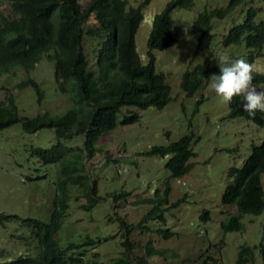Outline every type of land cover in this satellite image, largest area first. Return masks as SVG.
<instances>
[{"label":"rangeland","instance_id":"1","mask_svg":"<svg viewBox=\"0 0 264 264\" xmlns=\"http://www.w3.org/2000/svg\"><path fill=\"white\" fill-rule=\"evenodd\" d=\"M87 1L80 0L82 4ZM141 1L128 0V3L138 5ZM167 1L151 0L143 8V19L135 34L136 49L143 62L148 59L146 41L152 19ZM228 1L194 0L188 8L173 9L176 42L165 49H154L156 70L165 72L171 100L161 108L122 106L116 126L99 136V149L93 157L84 158L83 173L90 180H96L98 200L93 206L84 207L90 196L79 184L69 186L68 208L55 236L61 247L90 237L94 242L79 248L85 252L82 257L96 259L98 264H112L114 258L124 256V240L128 239L129 256L134 261L145 257L148 264H236L238 250L247 244L256 245L253 260L247 264H263L260 249L264 247V210L260 214L245 213L241 218L243 228L228 231L225 242L220 241V222L229 213L238 212L235 203L222 201L226 184L232 178L230 168L241 166L252 147L261 143L264 124L259 125L244 116L228 117L229 104L208 87L210 80L192 94H187L180 86L182 73L190 64L194 50L196 56L192 64H218L216 57L221 54H227L231 60L246 55L243 44L226 46L222 39L233 23L244 18L243 7L254 6L256 18H264V0H244L224 17L213 18L212 28L202 35L199 43L200 34L189 31L199 11L225 6ZM11 14L10 4L0 0V20L3 15ZM95 24L92 18L84 26ZM98 43V38L84 35L83 50L89 68L95 72L94 49ZM253 65L256 70L264 71V47ZM28 76L39 82L44 92L42 102H38L32 86H17ZM255 85L264 89V83ZM7 89L15 97L20 117L44 111L61 114L74 104L72 94L58 88L54 62L45 54L29 72L16 67L1 74L0 99L5 98ZM199 98L202 101L196 104ZM125 112L137 113L138 119L123 124L120 120ZM191 130L194 132L191 146L195 155L190 158L193 166L185 174L169 178L168 202L154 208L155 203L148 199L163 196L170 175L166 166L170 154L146 151L153 145L177 140ZM55 142L53 127L27 131L22 118L0 129V211L48 218L58 192L57 181L62 177L61 167L59 162H43L33 150L48 148ZM82 143V133L68 141V145ZM261 176L264 187V173ZM177 200L178 204L166 208ZM205 209L210 211L207 220L200 217ZM159 227L168 228L172 234L165 237L156 231ZM20 233L29 234L15 220L8 221L5 227L0 226L3 257L13 258L33 250L35 241L18 237ZM147 245L161 252L147 256ZM79 250L74 254L79 255Z\"/></svg>","mask_w":264,"mask_h":264},{"label":"trees","instance_id":"2","mask_svg":"<svg viewBox=\"0 0 264 264\" xmlns=\"http://www.w3.org/2000/svg\"><path fill=\"white\" fill-rule=\"evenodd\" d=\"M6 1L10 4L12 14L3 15L0 20V75L16 67L29 72L45 54L54 62L58 88L62 92L69 91L74 104L61 114L53 115L44 111L35 116L20 117L10 89H7L5 98L0 99V129L20 118L27 131L43 127L54 128L56 142L48 148L36 147L33 152L45 163L59 162L62 174L57 181L58 192L47 219L0 211V226L5 227L8 221L15 220L29 233H20L18 237L29 239V242L30 239L35 241L33 250L13 258L3 257L0 249V264H98L96 259H84V250H79L83 245L93 243L94 239L88 237L83 242H70L61 247L55 237L68 208L69 186H82L90 196V201L82 206H93L98 200L97 183L83 174L86 165L84 158H91L98 151L99 136L116 126L122 106L161 108L171 100L166 74L156 70L154 49H165L176 42L172 11L177 7L188 8L194 0H168L161 11L154 15L146 41V62L141 60L137 52L135 34L143 19V8L151 0H142L138 5H131L128 0H88L85 4L80 0ZM242 1L244 0H229L225 6L199 11L189 26L190 33L200 34L197 43L212 28L213 18L224 17ZM242 10L245 11L244 18L230 26L222 42L226 46L243 44L247 50L243 59L253 64L264 47V18H256L257 10L254 6L243 7ZM92 18L96 24L85 27V23ZM84 35L99 39L94 49L96 72L89 68L88 57L83 50ZM195 56L194 50L190 64L181 76L180 86L187 94L194 93L210 80L212 74L219 73L218 64H192ZM253 83H264V71L255 69ZM28 85L34 88L38 102H42L44 92L34 77L28 76L17 83L19 88ZM201 101L202 98H199L196 104ZM242 103V96L234 97L228 102L227 116H244L263 125L264 112L257 111L254 116H250L243 110ZM124 114L120 120L123 124L138 119L137 113ZM78 133L83 134L82 145H68V141ZM193 138L194 132L191 130L177 140L153 145L146 151L148 154H170L166 161L170 175L166 179L163 196L148 199L155 203L154 208L168 202L169 178L181 176L193 166L190 161L195 155L191 146ZM263 173L264 138L260 144L252 147L241 166L230 168L232 178L226 184L222 201L235 203L238 212L229 213L221 220V242H225L228 231L243 228L241 218L245 213L260 214L264 210ZM178 203L179 200L166 208ZM200 217L209 219L210 211L203 210ZM156 231L165 237L172 234L165 227L156 228ZM124 244V256L114 258L112 264H148L145 257H139L136 261L130 258L128 239L124 240ZM255 247L256 245H242L238 250L236 264L252 261ZM76 249L80 251L77 253L79 255L74 254ZM157 251L160 250L147 245L146 255ZM260 251L264 264V247Z\"/></svg>","mask_w":264,"mask_h":264},{"label":"clouds","instance_id":"3","mask_svg":"<svg viewBox=\"0 0 264 264\" xmlns=\"http://www.w3.org/2000/svg\"><path fill=\"white\" fill-rule=\"evenodd\" d=\"M219 73L210 76L208 87L222 96L225 103L243 97L242 108L250 116L264 112V89L253 83L255 67L243 58L231 60L227 54L216 57Z\"/></svg>","mask_w":264,"mask_h":264}]
</instances>
